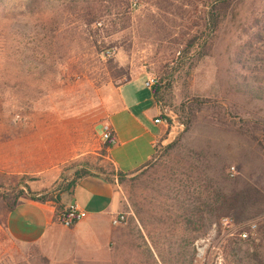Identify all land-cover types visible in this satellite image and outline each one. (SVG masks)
<instances>
[{
	"label": "rangeland",
	"instance_id": "rangeland-1",
	"mask_svg": "<svg viewBox=\"0 0 264 264\" xmlns=\"http://www.w3.org/2000/svg\"><path fill=\"white\" fill-rule=\"evenodd\" d=\"M89 1L103 13L100 34L84 27L81 4L71 0H3L0 5V199L12 205L27 189L54 197L77 165L112 180L99 135L113 87L138 76L154 85L161 80V112L168 114V126L155 156L137 175L124 183L114 179L119 213L128 219L112 226L109 250L100 256L113 262L99 264H158L148 258L152 254L166 260L160 264H264V101L241 91L230 63L245 37L242 25L263 0H237L213 35L208 55L199 60L192 50L184 58L178 54L195 33L190 27L203 14L201 5L171 0L157 9L156 0H127L126 8L116 0ZM253 75L264 85L262 71ZM82 152L89 153L74 159ZM200 156L210 171L191 169ZM223 165L226 174L234 168V178H225ZM190 169L201 178L195 196L197 186L212 178L223 196L235 200L233 235L220 226L229 217L217 218L224 212L218 202L203 208L196 228L179 215L197 204L178 196L179 177ZM90 183L77 185L75 193L88 186L91 192L84 195L109 199L104 188ZM250 224L256 228L249 238H238ZM55 238L65 242L71 236L60 232ZM50 248L14 242L0 218V264H84L53 255Z\"/></svg>",
	"mask_w": 264,
	"mask_h": 264
},
{
	"label": "crops",
	"instance_id": "crops-1",
	"mask_svg": "<svg viewBox=\"0 0 264 264\" xmlns=\"http://www.w3.org/2000/svg\"><path fill=\"white\" fill-rule=\"evenodd\" d=\"M145 77H134L113 87V95L105 122L116 137V143L105 150V156L115 171L130 173L147 164L151 159L157 140L161 137L163 126L153 120L158 117L159 107L150 88L145 86ZM104 145V144H103ZM89 152H82L74 159L79 160ZM86 181L98 184L109 195L108 200H100L88 186L77 185ZM80 194V195H79ZM85 212L86 216L72 228L66 229L55 218V204L33 202L20 197L11 207L0 199V218L7 236L23 245L48 244L50 253L56 256L64 254L69 262L84 264L112 263L113 258L102 261L101 254L109 250L112 241V218L120 212V199L114 190V184L104 175L85 177L76 182L67 193L61 194L64 209L72 204ZM69 233L70 240L62 242L55 238L57 233ZM56 247V250H52ZM160 264L156 254L148 257ZM176 261V260H174Z\"/></svg>",
	"mask_w": 264,
	"mask_h": 264
},
{
	"label": "trees",
	"instance_id": "trees-1",
	"mask_svg": "<svg viewBox=\"0 0 264 264\" xmlns=\"http://www.w3.org/2000/svg\"><path fill=\"white\" fill-rule=\"evenodd\" d=\"M3 0H0V5L2 4ZM73 4L79 5L81 4V19L82 24L85 28L90 30V34H100V27L101 23L99 22L102 18V12L96 10V2H90L89 0H71ZM167 2L169 5H172L171 0H156L154 5L157 9H162L164 6L161 2ZM194 8L199 4L203 7V14L197 17L196 22L192 24L190 27L191 29H195V33L192 37L186 40L185 50L180 51L178 56L180 58H184L186 54H189L190 50L194 51V55L196 56V60H199L208 55V51L211 48L212 38L215 32L217 31L219 25L223 22V20L233 11L235 3L237 0H184ZM115 2H125L126 8L129 4H127V0H116ZM93 5V6H91ZM162 6V7H161ZM107 14H105L106 16ZM100 23V25H99ZM102 27H105L103 24ZM243 34L245 35L244 38L235 46L233 49V53L231 55L230 63L237 71L235 72L236 77L239 78V86L243 93H246L248 97L252 99H260L264 101V85L260 83L261 80L258 79V76H254L253 72H263L264 73V0L261 3L260 9L256 12L254 17L251 19L250 22L244 23L242 25ZM95 45L97 43L95 42ZM111 46H108L99 52L109 51ZM105 54V53H104ZM253 65V66H252ZM259 65V66H258ZM126 79L124 82L128 81ZM162 81L160 80L157 82L152 88L151 92L155 99L156 104L158 105L160 111L162 110V93H163V86L161 85ZM205 102V101H204ZM199 105L201 103L196 102ZM170 122V120H169ZM184 129H189L188 122H182ZM176 145V142L169 144L166 147V150H171ZM109 148L108 145L104 144L102 147L103 153L105 150ZM155 148L154 153L151 159L147 162V164L153 159L155 156ZM197 154V153H196ZM198 155V154H197ZM203 157L200 156L197 163H192L191 169H198V166H204L206 168L205 171H210L212 167L207 166L202 162ZM206 162V161H205ZM144 166L138 168L137 170L130 172V173H123L120 171H115L113 169V179H109L106 176L104 178L109 181L110 183L114 184L115 180L117 183H124L125 179L129 175L138 174ZM76 167H80L73 173V178L71 181H67L66 184L58 190L57 194L52 197L48 196V194H40L37 192H33L31 190H25L21 193L20 197L27 198L33 202L37 203H47L52 202L55 204V218L59 222V217L61 213L64 211V206L61 204V194L67 193L69 189L76 184V182L85 177H91L96 175H103L99 172H94L85 166L77 165ZM191 169L189 171H182L181 176L179 177V184L177 185L178 189V196H182L184 200L193 204L196 202V206L193 208H187L184 213L179 214L183 217L184 222L187 225L197 227L198 224L201 222V216L203 213V208L206 205H217L220 209L221 205L223 207L224 212L220 213L217 218L219 219L222 216L229 217L226 218L232 223V219L230 217L231 212L234 211L236 208L235 200L230 197H225L221 193V191L216 187V182L214 179L209 178V180L203 184L197 186V196H195L196 188L195 186L199 184L201 178L198 177V174L192 173ZM222 171H224L225 178H234L235 172L229 171V174H226V170H228V166L223 165L221 167ZM200 168L198 169V171ZM136 174V175H137ZM229 176V177H228ZM115 179V180H114ZM201 195L203 196L201 198ZM5 200V198H2ZM203 199V202L201 200ZM193 200V201H192ZM222 201V203H221ZM13 205V204H12ZM12 205H9L11 207ZM171 211V210H170ZM140 224V221H139ZM140 226V225H139ZM204 233V232H203ZM195 240V239H193ZM230 244H233V238L229 239ZM161 259V262H166V260L162 259L160 254H156ZM176 260V258H174ZM176 262V261H175Z\"/></svg>",
	"mask_w": 264,
	"mask_h": 264
},
{
	"label": "built area",
	"instance_id": "built-area-1",
	"mask_svg": "<svg viewBox=\"0 0 264 264\" xmlns=\"http://www.w3.org/2000/svg\"><path fill=\"white\" fill-rule=\"evenodd\" d=\"M109 52L107 53V56H109ZM145 86L147 88H152L154 86V80L153 79H148L145 82ZM168 114L165 111H160V114L158 115L157 118L153 120V123L156 125H161L163 127H167V118ZM102 130L101 134L99 135V139L103 144L108 145L109 147L113 146L116 143V137L115 133L112 129V127L104 122L101 123ZM231 171H234V168H231ZM86 214L85 212L77 209L75 206H71L68 204V206L64 209V211L61 213L59 217V223L64 227V228H71L73 227L76 223L81 221L83 218H85ZM128 219V214L127 213H118L116 214L112 220H111V225L114 227L122 226L125 225ZM220 226H222L224 232H227L230 236L236 232V227L232 223L229 222L228 219H223L220 222ZM256 228L255 224H250L249 227L246 229H240V232L238 231V238L245 240L249 238V231L254 230Z\"/></svg>",
	"mask_w": 264,
	"mask_h": 264
},
{
	"label": "water",
	"instance_id": "water-1",
	"mask_svg": "<svg viewBox=\"0 0 264 264\" xmlns=\"http://www.w3.org/2000/svg\"><path fill=\"white\" fill-rule=\"evenodd\" d=\"M71 206H74V201L72 202V204H70Z\"/></svg>",
	"mask_w": 264,
	"mask_h": 264
}]
</instances>
